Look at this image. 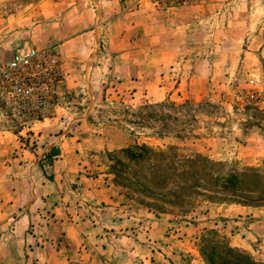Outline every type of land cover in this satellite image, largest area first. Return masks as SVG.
<instances>
[{
    "label": "rangeland",
    "instance_id": "obj_1",
    "mask_svg": "<svg viewBox=\"0 0 264 264\" xmlns=\"http://www.w3.org/2000/svg\"><path fill=\"white\" fill-rule=\"evenodd\" d=\"M33 53L0 264H264V0H0V69ZM213 171L240 187L174 203Z\"/></svg>",
    "mask_w": 264,
    "mask_h": 264
},
{
    "label": "trees",
    "instance_id": "obj_2",
    "mask_svg": "<svg viewBox=\"0 0 264 264\" xmlns=\"http://www.w3.org/2000/svg\"><path fill=\"white\" fill-rule=\"evenodd\" d=\"M137 156H139V158L143 157L141 156V154ZM195 160L196 161L194 162H190V164L193 165V163L195 162H201L204 165L202 158L197 157L195 158ZM206 165L210 166L212 169L218 168L219 166L218 164H214V163L210 164L208 162L206 163ZM189 177L190 179L188 178L189 179L188 183H186V185L181 188H179L178 186L177 187L178 191L174 192L173 194V197L175 199L174 203L185 202V203H188V205H191L192 203L195 202L194 201L195 196L200 194V191L198 190V188L201 190L203 188L205 189V191H208L209 194H212V195H207V196L203 195V196H206L208 198L210 197L212 199L214 198L217 199L215 195L218 194L221 189L235 190L236 188H239L241 185L240 180L235 179L234 177L231 178V177L220 176V174L218 175L214 171L213 173L206 174L204 178H202L201 180L198 179V180L193 181L192 178L196 177V173L192 174ZM190 182H195L197 186L196 187L193 186ZM227 255L230 258L227 259L226 257H224V263L226 264H256L255 262L252 261L250 257L244 256L242 254H236V252L232 249L227 250Z\"/></svg>",
    "mask_w": 264,
    "mask_h": 264
},
{
    "label": "built area",
    "instance_id": "obj_3",
    "mask_svg": "<svg viewBox=\"0 0 264 264\" xmlns=\"http://www.w3.org/2000/svg\"><path fill=\"white\" fill-rule=\"evenodd\" d=\"M37 55L35 53L28 54L21 58H16L6 67L0 69V78L5 84L14 85L17 96L31 100L33 96V90L17 83V79L21 76H25L28 72L33 71L35 67V60Z\"/></svg>",
    "mask_w": 264,
    "mask_h": 264
},
{
    "label": "crops",
    "instance_id": "obj_4",
    "mask_svg": "<svg viewBox=\"0 0 264 264\" xmlns=\"http://www.w3.org/2000/svg\"><path fill=\"white\" fill-rule=\"evenodd\" d=\"M101 18V17H100ZM99 21V17L96 18V23H98ZM100 31H96L94 32V34H99ZM16 138V134L14 132H12L10 129L8 128H0V164L2 162L5 161H9V159L11 160V156L9 158V155L12 154V152L14 151V148L17 147V144L15 143V139ZM68 141H61V143L59 144L63 146L67 143ZM57 147V148H56ZM58 146H56V144H50V146L46 149H48L49 151H57ZM63 157V156H62ZM12 193L8 192V191H0V208H4V205L7 206V204L9 202H11L12 200H14ZM11 206H14L13 204ZM11 209V208H10ZM4 211L8 210V207L6 209H2ZM29 212H32V210H28Z\"/></svg>",
    "mask_w": 264,
    "mask_h": 264
}]
</instances>
